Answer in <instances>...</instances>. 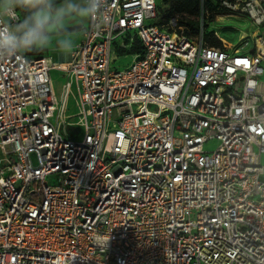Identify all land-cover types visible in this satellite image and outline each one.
<instances>
[{
	"label": "built area",
	"instance_id": "1",
	"mask_svg": "<svg viewBox=\"0 0 264 264\" xmlns=\"http://www.w3.org/2000/svg\"><path fill=\"white\" fill-rule=\"evenodd\" d=\"M221 2L264 26V0ZM253 33L213 47L161 22L158 0H106L69 62L0 58V264H264Z\"/></svg>",
	"mask_w": 264,
	"mask_h": 264
},
{
	"label": "clouds",
	"instance_id": "2",
	"mask_svg": "<svg viewBox=\"0 0 264 264\" xmlns=\"http://www.w3.org/2000/svg\"><path fill=\"white\" fill-rule=\"evenodd\" d=\"M106 0H0V58L33 50L71 52L77 21L98 16ZM20 13V15H18Z\"/></svg>",
	"mask_w": 264,
	"mask_h": 264
},
{
	"label": "rangeland",
	"instance_id": "3",
	"mask_svg": "<svg viewBox=\"0 0 264 264\" xmlns=\"http://www.w3.org/2000/svg\"><path fill=\"white\" fill-rule=\"evenodd\" d=\"M207 0H200L201 5H203ZM211 2H214L216 5H218V8H221L224 6L225 8L230 9L229 12L224 13H214L209 14L208 12L204 13L203 9L201 8L199 19L200 23L202 24V14L204 13L205 22L204 24L206 27V31L208 33L212 32L215 37L221 40L222 45L226 44H232L233 46H236L241 43V40L245 36H250L252 33H263L264 34V26H256L253 21L243 14L239 9L236 8L235 3H229L228 6L223 5L221 0H210ZM219 2H221V5H219ZM233 2H236V0H233ZM223 7V9H224ZM167 5L165 4L164 0H158V11L159 14L162 16L164 12L167 10ZM241 8V6H239ZM20 14V13H19ZM208 15V19H207ZM212 21L210 22V20ZM184 28V27H183ZM253 33V34H254ZM253 46V41L252 44ZM133 60L132 55H128L125 57H122L119 59V61L115 62V66L118 65L120 68H124L126 65L130 64ZM264 67V63H263ZM51 76L54 82V87L57 95H60L61 89H62V83L65 81V78L63 77V73L57 70H54L51 72ZM260 79L264 81V73L261 75ZM66 115L69 117V122L71 124H74L76 126H81L83 124V119L81 115V107L79 104V97L77 94V91L75 88L72 89L71 94L69 96L68 101V107H67ZM218 144L217 141H212L211 143L207 144V147L214 148ZM3 157V152L0 150V158ZM32 161L35 165L38 164V159L36 154H32ZM263 165H264V157H263Z\"/></svg>",
	"mask_w": 264,
	"mask_h": 264
},
{
	"label": "trees",
	"instance_id": "4",
	"mask_svg": "<svg viewBox=\"0 0 264 264\" xmlns=\"http://www.w3.org/2000/svg\"><path fill=\"white\" fill-rule=\"evenodd\" d=\"M165 4L167 5V10L164 12V14L160 15V21L166 22L171 17H175L178 20V23L180 26L184 27V33L191 37H196L201 31H203L205 42L209 46L213 47H220L222 46L221 40L215 37V35L208 31L204 27L206 25L204 22L206 21L204 18V13L208 12L209 14L214 13H220L224 12L227 13L230 11V9L225 8L222 6L221 8H218V5H216L214 2H211L210 0L205 1L203 5H201L200 0H164ZM219 5H221V2H219ZM224 7V9H223ZM201 8L203 9L202 24L200 23L199 14L201 11ZM207 15V19H208ZM212 19L210 20V22ZM140 50V46L133 47L129 53H133ZM30 54H33L37 57H43L40 53V51H37L34 53L33 51H30Z\"/></svg>",
	"mask_w": 264,
	"mask_h": 264
},
{
	"label": "crops",
	"instance_id": "5",
	"mask_svg": "<svg viewBox=\"0 0 264 264\" xmlns=\"http://www.w3.org/2000/svg\"><path fill=\"white\" fill-rule=\"evenodd\" d=\"M88 22L89 21L85 22L83 27H81L79 25V22L77 21L76 22L77 24L73 26L74 30L79 34V39H78L77 43L82 39L84 29L87 26ZM37 51H40V53L43 57L48 58L53 62L67 63L71 60L72 51L71 52H61V51L54 50V49L37 50Z\"/></svg>",
	"mask_w": 264,
	"mask_h": 264
},
{
	"label": "water",
	"instance_id": "6",
	"mask_svg": "<svg viewBox=\"0 0 264 264\" xmlns=\"http://www.w3.org/2000/svg\"><path fill=\"white\" fill-rule=\"evenodd\" d=\"M72 129L71 127H68L67 130H70ZM81 129H76L75 130V134L78 135L80 133Z\"/></svg>",
	"mask_w": 264,
	"mask_h": 264
}]
</instances>
